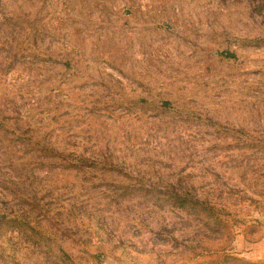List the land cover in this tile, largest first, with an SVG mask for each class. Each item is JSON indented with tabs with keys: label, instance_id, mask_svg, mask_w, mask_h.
Masks as SVG:
<instances>
[{
	"label": "rangeland",
	"instance_id": "374dc122",
	"mask_svg": "<svg viewBox=\"0 0 264 264\" xmlns=\"http://www.w3.org/2000/svg\"><path fill=\"white\" fill-rule=\"evenodd\" d=\"M0 264H264V0H0Z\"/></svg>",
	"mask_w": 264,
	"mask_h": 264
},
{
	"label": "trees",
	"instance_id": "16d2710c",
	"mask_svg": "<svg viewBox=\"0 0 264 264\" xmlns=\"http://www.w3.org/2000/svg\"><path fill=\"white\" fill-rule=\"evenodd\" d=\"M177 200H178L180 203H182V205H185V204H184V201H183V199H182L181 197H179V199H177ZM185 201H186V200H185ZM196 202L198 203V201H196ZM196 202H195V203H196Z\"/></svg>",
	"mask_w": 264,
	"mask_h": 264
}]
</instances>
